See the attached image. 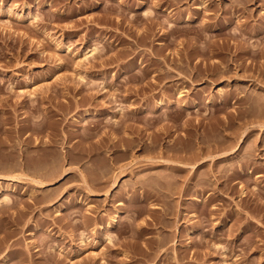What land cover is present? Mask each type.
Here are the masks:
<instances>
[{
  "label": "rangeland",
  "instance_id": "rangeland-1",
  "mask_svg": "<svg viewBox=\"0 0 264 264\" xmlns=\"http://www.w3.org/2000/svg\"><path fill=\"white\" fill-rule=\"evenodd\" d=\"M262 64L264 0H0V264H264Z\"/></svg>",
  "mask_w": 264,
  "mask_h": 264
},
{
  "label": "bare ground",
  "instance_id": "bare-ground-1",
  "mask_svg": "<svg viewBox=\"0 0 264 264\" xmlns=\"http://www.w3.org/2000/svg\"><path fill=\"white\" fill-rule=\"evenodd\" d=\"M256 1H257V0H256ZM246 2H247V1H246ZM246 2H244V3H246ZM92 50H93V49H92ZM92 50L90 51L91 54H92V52H93ZM90 52H89V53H90ZM85 57H86V58L88 57V52L85 54ZM262 65H264V64H262ZM263 67H264V66H263ZM180 94L182 95V93H179V94H178V97H179ZM181 95H180V96H181ZM179 98H180V97H179ZM239 98H240V97H239ZM162 102H163V104H164V101H163V100H162ZM159 103H160V102H159ZM160 105H161V104H160ZM119 109H120V108H119ZM121 109H122V108H121ZM121 109H120V110H121ZM156 120H157V119H156ZM153 122H155V120H154ZM114 124H115V123H114ZM118 139H119V138H118ZM118 139H117V141H119ZM239 143H240V142H239ZM241 143H243V142H241ZM238 145H239V144H238ZM241 145H242V144H241ZM239 148H240V147H239ZM239 148H238V149H239ZM65 173L67 174V172H65ZM66 174H64V175L61 177V180H63L62 178H64V176H66ZM124 174H125V173H124ZM9 178H10V177H9ZM119 178H120V177H119ZM122 178H123V176H122ZM12 179L14 180V178H12ZM17 180H18V179H17ZM119 183H120V182H119ZM117 186H118V180H116V181L112 184V187H111L112 190H113L114 188L116 189ZM110 190H111V189H110ZM1 192H2V191H1ZM93 194H94V193H93ZM93 194H92V195H93ZM117 218H118V214L115 213L114 216L111 218V220H112V219L116 220ZM114 220H113V221H114ZM117 220H118V219H117ZM111 225H112V223H111ZM111 225L109 224V227H111ZM107 234H108V233H107ZM105 235H106V234H105ZM106 237L109 238V237H112V235H111V234H108ZM106 239H107V238H106ZM109 239H110V238H109ZM111 241H112V239H111Z\"/></svg>",
  "mask_w": 264,
  "mask_h": 264
}]
</instances>
